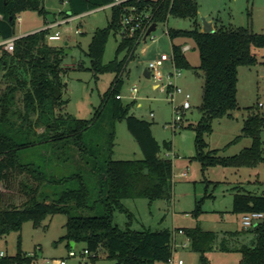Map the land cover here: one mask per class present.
<instances>
[{
  "label": "trees",
  "instance_id": "obj_1",
  "mask_svg": "<svg viewBox=\"0 0 264 264\" xmlns=\"http://www.w3.org/2000/svg\"><path fill=\"white\" fill-rule=\"evenodd\" d=\"M67 1V16H77L92 9L107 6L115 0H62ZM152 7L155 22H166L170 16L194 20L192 29H171L167 34L172 42V53L179 69L191 65L182 51L183 45L173 42L182 37L191 39L199 52V68L204 71L202 113L196 123L182 127L195 131V158L202 170L209 166H253L264 160L261 132L264 115L254 112L245 120L240 135L227 146L242 138L251 139V145L232 156H222L220 149H211L205 139L212 132L213 120L232 116L238 108L237 81L241 65H255L258 57L253 48H264V33L247 26L220 28L215 31L198 29L196 0H141ZM27 10L37 11L45 17L44 0H0V32L7 38L15 35L18 16ZM121 7H112L108 26L95 30L87 55L95 75L113 72L115 76L105 92L100 107L91 119L62 116L57 110L65 104L62 99L66 84L62 81V56L64 49L47 43L48 29L19 37L13 54L0 56V70L9 80L0 95V236L20 231L26 220L38 226L49 215L67 216L66 233L62 240L67 247L83 243L85 249L96 257L99 248L115 264H163L172 254V232L163 230H136L129 224L120 229L114 223V212H130L123 200L147 198L150 201L171 200L173 189V162L161 157V146L152 133V123L128 114L119 95L122 73L134 58L139 47L135 38H121L115 57L103 63V55L111 34L117 35L120 27ZM124 56L119 59V55ZM22 91L24 110L15 103L16 93ZM112 108V129L105 143L96 140L95 129L103 111ZM125 118L127 126L142 152V159H113L115 124ZM43 128V131H38ZM170 146V145H167ZM73 163L76 170L60 173L57 166ZM70 163V164H71ZM83 167H85L83 169ZM17 176L24 200L20 203L9 194L15 189ZM97 210L100 214L82 215L80 210ZM199 201L193 214L202 213ZM232 212L264 214V193L237 192L232 202ZM191 239V248L205 252L212 247L215 234L204 231L199 225L183 228ZM255 242L242 246L239 264H264V217L252 227ZM74 243L72 246L71 243ZM18 239V252L0 257V264H38L23 253ZM227 249L225 245L220 246ZM203 263L206 262L204 256Z\"/></svg>",
  "mask_w": 264,
  "mask_h": 264
},
{
  "label": "rangeland",
  "instance_id": "obj_2",
  "mask_svg": "<svg viewBox=\"0 0 264 264\" xmlns=\"http://www.w3.org/2000/svg\"><path fill=\"white\" fill-rule=\"evenodd\" d=\"M198 14L196 16L198 29L215 31L220 28L247 26L253 31L264 33V0H196ZM45 17L37 11L27 10L16 20L15 35L23 36L46 29L51 22L67 19L69 9L67 1L44 0ZM112 8L103 6L72 17L58 26L47 28L48 44L64 49L62 56V81L66 87L62 90L65 101L57 112L62 116L91 119L100 107L102 98L108 90L115 73L103 72L97 75L91 69V60L87 55L88 46L96 29L105 28L111 19ZM194 20L170 16L166 22H159L157 27L145 42L137 48L122 73L119 86L121 102L129 105L128 114L135 115L152 123V133L161 146V157L173 162V189L171 200L135 198L123 200L124 206L130 212L115 211L114 223L120 229L127 225L136 230H163L173 232L178 228H192L199 225L204 231L215 234L212 247L205 252L188 248H179L176 256L183 259L184 264H239L243 254L240 247L252 246L255 234L251 228H246L242 222V214L232 212L234 194L249 192L264 193V160L253 166H209L202 170L201 163L195 158V131L182 127L196 123L202 113L204 71L199 68L200 58L195 43L188 38L178 37L173 42L178 45L189 44L191 49L185 52L191 67L181 69V75L176 80L181 93L170 95L171 91H161L154 87V81L145 77L144 71L148 63L162 53L172 56V42L167 34L171 29H192ZM58 31L61 39L48 41L47 36ZM79 31V32H77ZM120 35L111 34L103 55V63H108L115 57ZM143 48L145 49L143 51ZM258 57L255 65H241L238 68L237 101L238 108L232 116H224L213 120L212 132L205 135L211 149H220L222 156H232L243 148L251 145V139L244 137L237 143L227 146L236 136L240 135L244 120L254 112L264 115V48H253ZM124 52L119 55V59ZM169 63L164 72L171 71ZM0 70V95L5 90L9 80ZM133 87L137 92L132 93ZM190 95L191 108L184 113L176 114L175 107H180ZM15 103L18 109L24 110L22 91L16 93ZM260 103L262 105H260ZM154 113V117L150 113ZM174 120L177 125L174 127ZM112 108L107 106L98 120L95 129L98 131L96 140L105 143L107 134L112 129ZM38 131H43L39 128ZM264 147V128L261 132ZM170 145V146H167ZM170 153V156H166ZM264 156V153H263ZM113 159H142L143 152L128 129L125 118L116 121L113 145ZM71 163V162H70ZM57 166L60 173H70L75 169L73 163ZM85 167H83L84 169ZM21 176H17L15 189L9 194L18 203L24 200L23 191L18 184ZM4 186L0 182V190ZM199 201L202 213L196 217L193 211ZM82 215L100 214L97 210H80ZM67 216L55 214L44 217L38 226L31 220H26L20 231H12L0 236V252L13 256L20 249L28 256L34 257L38 264H48L53 258H67L68 264H115L107 258V252L99 248L96 257L85 250L83 243L68 248L67 241L62 240L66 233ZM182 240L178 237V241ZM225 245L227 249L220 246ZM73 250L75 257H68ZM85 253V254H84ZM206 259L203 263L202 257Z\"/></svg>",
  "mask_w": 264,
  "mask_h": 264
},
{
  "label": "built area",
  "instance_id": "obj_3",
  "mask_svg": "<svg viewBox=\"0 0 264 264\" xmlns=\"http://www.w3.org/2000/svg\"><path fill=\"white\" fill-rule=\"evenodd\" d=\"M108 6L111 8L114 6L121 7V14L119 20V30L117 35L121 38H135L139 42V46L142 42H145L152 32L147 35L148 29L155 22L154 13L152 12V7L149 5H142L141 0H115ZM1 17V16H0ZM74 16H70L67 19L58 22H51L48 24L47 28H52L60 25L61 23L70 20ZM17 19H20L19 16ZM157 23V22H156ZM158 24V23H157ZM157 26V25H156ZM46 28V29H47ZM79 32V31H77ZM19 36L12 35L10 37H3L0 32V56L4 53L13 54L15 51L16 40ZM61 39V35L58 31L49 34L47 36L48 41H57ZM189 44H184L182 46V51L186 52L190 50ZM145 49L143 48V51ZM169 63L171 66V71L168 73L164 72L165 65ZM150 71L149 79L154 81V87L161 91H171L170 95L172 97L177 93H181L182 89L177 86L176 80L181 75V69L176 66L174 55L169 56L165 53L160 54L148 63L147 68ZM137 92V88L133 87L132 93ZM117 99H121V95H116ZM190 95L186 94L185 100L180 107H175L174 112L176 114L184 113L186 110L191 108L189 102ZM260 105H262L260 103ZM151 117H154V113H150ZM177 125L176 120H174V127ZM166 156H170V153H166ZM264 214L261 212H248L242 214V222L246 228H252L258 225V223L263 219ZM181 237L182 240L178 241L177 237ZM191 239L186 234L183 228L175 229L172 232L171 247L172 254L163 264H184L182 258L176 256V252L179 248H188L190 246ZM86 250V249H85ZM88 251V250H87ZM89 252V251H88ZM90 253V252H89ZM85 254V253H84ZM94 255V254H93ZM5 256L3 252H0V257ZM76 254L73 250L68 252V257H75ZM48 264H68L67 258H56L48 260Z\"/></svg>",
  "mask_w": 264,
  "mask_h": 264
},
{
  "label": "water",
  "instance_id": "obj_4",
  "mask_svg": "<svg viewBox=\"0 0 264 264\" xmlns=\"http://www.w3.org/2000/svg\"><path fill=\"white\" fill-rule=\"evenodd\" d=\"M157 25V23L156 22H154L153 24H152V26L148 29V31H147V35L150 33V32H152V31H154L155 29H156V26ZM205 32H209V31H205ZM144 75H145V77H147V78H149L150 77V71L148 70V69H145V71H144ZM72 244V246L74 245V243L72 242L71 243Z\"/></svg>",
  "mask_w": 264,
  "mask_h": 264
},
{
  "label": "crops",
  "instance_id": "obj_5",
  "mask_svg": "<svg viewBox=\"0 0 264 264\" xmlns=\"http://www.w3.org/2000/svg\"><path fill=\"white\" fill-rule=\"evenodd\" d=\"M24 36V35H23ZM121 100H122V98H121ZM179 237V236H178ZM178 237H177V239H178ZM53 259H56V258H53Z\"/></svg>",
  "mask_w": 264,
  "mask_h": 264
}]
</instances>
